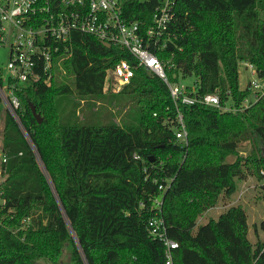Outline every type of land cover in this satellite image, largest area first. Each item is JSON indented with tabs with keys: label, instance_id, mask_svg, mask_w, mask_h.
Wrapping results in <instances>:
<instances>
[{
	"label": "trees",
	"instance_id": "16d2710c",
	"mask_svg": "<svg viewBox=\"0 0 264 264\" xmlns=\"http://www.w3.org/2000/svg\"><path fill=\"white\" fill-rule=\"evenodd\" d=\"M124 2L129 21L152 23L157 0ZM263 8L264 0H176L174 44L154 48L171 82L195 76L198 94L218 95L219 107L175 105L165 82L144 68L120 93L105 91L108 70L136 64L134 57L73 33L52 84L18 90L30 142L5 118L0 264H59L68 247L75 264H165V247L148 228L155 217L179 243L174 264H264V240H250L241 205L198 225L237 193L238 181L264 176V95L245 106L253 93L240 85L248 64L264 81ZM110 95L135 100L138 124L69 125L57 101L86 103L88 122L94 101ZM180 114L187 142L176 137Z\"/></svg>",
	"mask_w": 264,
	"mask_h": 264
},
{
	"label": "built area",
	"instance_id": "2783aa9c",
	"mask_svg": "<svg viewBox=\"0 0 264 264\" xmlns=\"http://www.w3.org/2000/svg\"><path fill=\"white\" fill-rule=\"evenodd\" d=\"M152 23L145 27L129 21L124 0H0V49H8V61L0 69V127L2 112L9 114L28 142L29 135L21 122L22 101L18 96L21 88L35 85L50 86L61 71L64 58L71 56V35L80 33L96 38L128 51L136 64L126 60L107 72L105 91L120 93L130 85L136 71L144 68L161 78L167 85L175 105H206L219 107L216 94L199 95L196 82L192 87L180 81L171 82L166 64L156 54L174 44L170 27L175 21L176 0H157ZM58 67V68H57ZM252 80L248 83L252 98L249 106L264 95V81L256 77V69L248 64ZM176 137L187 142L188 131L183 115L178 117ZM8 157L3 149L0 133V206ZM161 206V202H156ZM150 235L165 247V264H174L179 243L167 234L162 217L148 223Z\"/></svg>",
	"mask_w": 264,
	"mask_h": 264
},
{
	"label": "rangeland",
	"instance_id": "374dc122",
	"mask_svg": "<svg viewBox=\"0 0 264 264\" xmlns=\"http://www.w3.org/2000/svg\"><path fill=\"white\" fill-rule=\"evenodd\" d=\"M261 16L264 19V8L261 9ZM8 61V49H0V69H3ZM252 80L251 73L242 68L240 70V85L244 89L247 87L249 81ZM179 81L192 87L196 82L195 76H189L186 78L179 77ZM107 95V94H106ZM250 97L249 99H251ZM59 106L64 116H69V125H100L117 123L119 125H135L140 120V113L136 102L133 98L118 97L115 95L106 96V100L94 101L93 107L94 115L90 119L86 120V103H82L77 97L62 96L58 98ZM77 114L75 116L74 114ZM99 114V116H98ZM3 123L0 127L1 140L3 139V130L5 125V118L7 113L2 112ZM3 141V140H2ZM243 152V151H242ZM243 154V153H242ZM234 158H229L228 162H233ZM241 205L248 214V222L250 225V240L253 243L257 242V238L264 240V176L259 180L255 176H249L243 181H238V191L231 198L223 201H219L216 207L208 210L198 219V225L206 224L210 219H217L218 216L224 212L230 205ZM259 235V237H258ZM36 264H53L46 259L37 261ZM59 264H75L72 260V247H68Z\"/></svg>",
	"mask_w": 264,
	"mask_h": 264
},
{
	"label": "water",
	"instance_id": "95a60500",
	"mask_svg": "<svg viewBox=\"0 0 264 264\" xmlns=\"http://www.w3.org/2000/svg\"><path fill=\"white\" fill-rule=\"evenodd\" d=\"M105 46H106V47H110L109 44H105ZM30 107H31V110H32L33 115L36 117V119L38 120V122L41 123V122H42V119H41L40 115L37 114L34 105L31 104Z\"/></svg>",
	"mask_w": 264,
	"mask_h": 264
}]
</instances>
